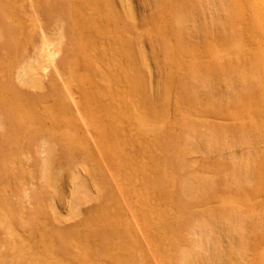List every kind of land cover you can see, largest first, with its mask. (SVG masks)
<instances>
[{
	"label": "rangeland",
	"instance_id": "1",
	"mask_svg": "<svg viewBox=\"0 0 264 264\" xmlns=\"http://www.w3.org/2000/svg\"><path fill=\"white\" fill-rule=\"evenodd\" d=\"M77 1L93 21L79 31L84 40L69 19L27 7L9 50L0 46V103L11 101L4 84L15 85L19 111L32 114L16 112L11 132L0 111V264H216L233 244L242 264H264V70L255 66L254 0ZM188 9L191 19L181 20ZM108 24L118 45L104 38ZM42 33L62 44L44 78L52 93L30 79V66L45 62ZM122 44L124 73L137 87L109 83L101 69V47ZM108 86L114 114L98 122L89 113L104 111L84 92ZM217 215L237 218L238 231L226 234Z\"/></svg>",
	"mask_w": 264,
	"mask_h": 264
},
{
	"label": "bare ground",
	"instance_id": "2",
	"mask_svg": "<svg viewBox=\"0 0 264 264\" xmlns=\"http://www.w3.org/2000/svg\"><path fill=\"white\" fill-rule=\"evenodd\" d=\"M89 1V0H88ZM94 1V0H93ZM78 3V4H77ZM250 3V2H249ZM247 3V5L249 4ZM77 4V5H76ZM83 5V3L80 4L79 1L77 0H0V46L4 47V49L9 50L10 48V41L12 42V40H14V35L19 32L18 30V25H20V17L18 16V12L19 10H24L25 8H31L35 11L39 12V16L41 13V16H43V19H51L52 16H56L62 19V21L66 20L68 21L69 19V25H70V29H74V33L79 37V39L84 40L81 37L80 32H82L83 28L88 27L90 28V23H92L93 21L90 20H85L84 17L81 16L80 14V6ZM234 5V4H233ZM252 5V3H251ZM251 5L250 8H251ZM183 7V6H182ZM252 10V19H251V25H252V33L254 36V44H255V50H256V62H255V66L258 68H262V70H264V0H254L253 1V6L251 8ZM92 10V9H91ZM94 10H92L93 12ZM187 10L184 11V15L181 16L180 18H182L181 20L184 19H191L190 16L192 14V10L188 9V12H186ZM197 14V13H196ZM106 18H107V22L110 24L112 22V19L114 17H112L109 14H105ZM115 15V14H114ZM53 19V18H52ZM116 19V18H115ZM56 20V19H55ZM38 23L40 24V26L42 27L43 23L40 22L37 18ZM63 21V22H64ZM44 22V21H43ZM194 23V21H192ZM65 23V22H64ZM108 24V25H109ZM198 23H196V27L195 29L197 30L199 28V26H197ZM39 26V27H40ZM66 26V25H65ZM38 27V26H37ZM96 27V26H95ZM65 28V27H64ZM43 29V28H42ZM41 31V30H39ZM73 31V30H72ZM80 31V32H79ZM110 33H108V32ZM114 31V28L111 27L110 25L107 26V29H105V36L104 38L107 37V41L109 42L110 40L113 41V43L118 45V42L120 41V39H118V36L116 35ZM118 31V30H117ZM18 35V34H17ZM17 39V37L15 38V40ZM73 39L76 40V37ZM52 39L47 38L45 36V33H42V39L39 42L37 48H38V53L43 54L44 58H45V62L41 65H39L38 67L30 66L31 67V80L33 82V84H35L39 90H45L47 87H45L46 85H50L48 86V88H50L51 93L55 90H53V83L50 82L48 83L47 81H49V79L47 81H44L45 77H48V72L51 68H57V61H56V57L62 52L61 49V45L58 44L56 46H53L51 41ZM105 40V39H104ZM87 42L89 41V43L91 44V46H93L95 48V50L99 49L100 47H96L95 42L94 41H90V40H86ZM126 41V40H125ZM16 42V41H15ZM14 43V42H13ZM115 44V45H116ZM13 45H17V44H13ZM79 42L77 43V45H71L72 48H74V52L75 49L78 47L79 48ZM76 46V48H75ZM81 47V45H80ZM126 47V46H125ZM123 48L124 45L122 44V48L120 46L119 50L117 51H113V49L109 48L106 49V47H101L100 51V58L101 59H105L102 63L101 69H108L106 72L107 73H103L105 74V78L108 79V81L110 79L111 82L109 81V83H115L116 86L120 85L122 83H125V85H133L135 83V81H133L128 75H125L124 71L125 69H127L125 66H123L124 61L126 62L125 59V55L123 52ZM80 49V48H79ZM82 50V49H81ZM80 53H83L81 52ZM70 51L72 52V49H70ZM68 52V50L66 51ZM73 52V54H74ZM116 52V53H115ZM79 53V54H80ZM72 54V55H73ZM68 55V54H66ZM65 55V57H66ZM71 55V56H72ZM70 57V56H69ZM68 57V58H69ZM67 58V57H66ZM122 59V60H121ZM83 62L85 63V66L83 65V67H86L87 71L89 72L90 70V61L87 57V59L85 58V56L83 57ZM69 61V60H68ZM110 61V64H109ZM69 63V62H68ZM70 64V63H69ZM2 67V66H1ZM84 69V70H86ZM48 71V72H47ZM102 71V70H101ZM58 72V71H57ZM103 72V71H102ZM59 73V72H58ZM127 74V73H126ZM53 79V78H52ZM93 79V78H92ZM205 81V80H204ZM47 82V83H46ZM117 82V83H116ZM90 83V82H89ZM211 83V82H209ZM114 85V84H113ZM5 88L3 91L8 92L11 95V101L9 103H0V111L2 113L3 116H1L3 119H5L6 121V128L4 130H9V131H14L15 130V126L17 124V122L15 121V113L18 116V118H27V117H31V111H28V113H24V112H20L19 111V103H21L22 101L19 99V97H17V91L14 88V86L9 85V83L4 84ZM3 86V87H4ZM79 86V85H77ZM133 86L137 87L139 86L138 84H134ZM111 87V86H110ZM109 88L106 87V91H103L102 94L98 95L99 93H97V95H94L93 92H84L85 95V99L87 100L86 102L90 101V103L92 101H95V109L98 110H102L104 111L103 114H101L100 116L97 117V115H95L94 113H89L90 117H93V119L97 120V118L102 119L101 121H104L105 118L103 117H113L114 114V110H115V106H116V102H117V97L116 95L113 93H111V91H108L107 89ZM211 84L207 85V89H211ZM53 90V91H52ZM110 90V89H109ZM49 91V90H48ZM47 91V93H48ZM50 92V91H49ZM19 93V92H18ZM128 93V92H127ZM46 94V92H45ZM8 95V94H7ZM57 97L54 95L55 97V101L61 106L62 109H65L64 104L62 103L61 99H59L58 94H56ZM107 95V96H106ZM44 96V94H43ZM42 96V97H43ZM106 96V97H105ZM25 97V96H24ZM48 97V96H47ZM72 97V96H70ZM46 98V97H45ZM43 97V99H45ZM83 98V99H84ZM41 99V98H40ZM84 99V100H85ZM38 100V99H37ZM46 100V99H45ZM21 101V102H20ZM34 101V100H33ZM32 101V102H33ZM40 100H38L39 102ZM43 101V100H41ZM72 101L75 102V100L72 98ZM7 102V101H6ZM155 102V101H154ZM211 102V101H210ZM89 103V104H90ZM123 104H127V102H123ZM219 103L217 102L216 104H212V105H216L217 107L220 106L218 105ZM209 106V105H208ZM211 106V105H210ZM32 109V108H31ZM94 109V110H95ZM219 110V107L217 108ZM216 109V110H217ZM18 110V111H17ZM22 111V110H21ZM80 111V110H79ZM63 113V112H62ZM81 113V112H80ZM96 113V112H95ZM99 115V113H97ZM60 115V114H59ZM67 115V114H66ZM62 115H60L61 117ZM68 116V115H67ZM115 116V115H114ZM116 118V117H115ZM98 119L97 121L100 122ZM112 119V118H111ZM92 120V119H91ZM108 120V119H107ZM118 121V120H116ZM113 122V121H112ZM106 125V124H105ZM221 125V124H220ZM108 126V125H107ZM115 127V126H114ZM223 127V126H222ZM17 128V127H16ZM111 128V126H110ZM105 130L109 131V127H105ZM104 130V131H105ZM114 130V129H113ZM112 130V132H113ZM11 138V137H10ZM8 139V137H7ZM14 140V139H13ZM170 140V139H169ZM174 141V140H173ZM9 142V141H7ZM13 142V141H12ZM32 142V141H31ZM176 143V142H175ZM174 143V144H175ZM3 144V143H2ZM10 144V143H9ZM13 144V143H12ZM165 144V142H164ZM167 147L170 144H166ZM176 146V144H175ZM173 146V147H175ZM165 147V146H164ZM170 147V146H169ZM166 148V147H165ZM174 149V148H173ZM1 150V149H0ZM2 151V150H1ZM167 152V151H166ZM178 152V151H177ZM262 162V161H261ZM158 164V162H156ZM157 166V165H156ZM264 168V167H263ZM159 170V169H158ZM4 172V169L2 170ZM160 174V172H159ZM158 174V175H159ZM164 177L166 176L165 174L163 175ZM167 178V177H166ZM165 178V179H166ZM157 179V178H156ZM162 179V178H161ZM221 188H223L225 185L221 182L220 183ZM209 198V197H208ZM185 203V202H184ZM180 204V203H179ZM178 204V205H179ZM186 204V203H185ZM11 206V205H10ZM184 205H182L180 207V210L183 209ZM178 208V207H177ZM11 209V208H9ZM209 211V210H208ZM214 211V210H213ZM210 213L212 211H209ZM15 214V213H14ZM215 214V213H212ZM218 216V215H217ZM45 217V216H44ZM216 217V216H215ZM218 219L222 220V221H226V223L229 225L228 229H226V234H230L231 231L235 232L238 231L237 229V225H233V221L236 220L237 218H227L224 217V215H219L217 217ZM248 221L250 222V220L248 219ZM191 222V221H190ZM188 223V222H187ZM257 227V226H256ZM246 228V227H245ZM263 229V228H262ZM241 231V230H239ZM248 231V230H247ZM262 234V233H261ZM65 238V237H64ZM64 240V239H63ZM103 241V240H102ZM105 241V240H104ZM103 241V242H104ZM65 242V241H64ZM63 242V243H64ZM62 243V245H63ZM61 245V244H60ZM64 246V245H63ZM236 250V245L233 244L230 246V252H226L223 253L222 256H216L214 258V262L216 264H242L239 260H238V256L233 253V251ZM232 253V255H231ZM226 258V259H225Z\"/></svg>",
	"mask_w": 264,
	"mask_h": 264
}]
</instances>
